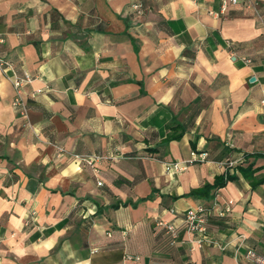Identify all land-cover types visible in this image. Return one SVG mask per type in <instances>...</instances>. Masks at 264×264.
<instances>
[{
  "label": "crops",
  "instance_id": "obj_1",
  "mask_svg": "<svg viewBox=\"0 0 264 264\" xmlns=\"http://www.w3.org/2000/svg\"><path fill=\"white\" fill-rule=\"evenodd\" d=\"M0 32L11 63L0 65V264H254L248 250L264 252V23L253 8L0 0ZM25 73L34 79L21 106L14 78ZM193 150L246 162L195 194L228 173L166 164ZM200 205L216 243L191 250L183 218ZM161 219L179 225L176 245Z\"/></svg>",
  "mask_w": 264,
  "mask_h": 264
},
{
  "label": "built area",
  "instance_id": "obj_2",
  "mask_svg": "<svg viewBox=\"0 0 264 264\" xmlns=\"http://www.w3.org/2000/svg\"><path fill=\"white\" fill-rule=\"evenodd\" d=\"M243 2L247 7L253 8L256 12V15L259 19L264 23V16L259 9V0H223V9L225 10L228 7L229 3L237 4ZM136 10L141 11L142 4L137 2L134 4ZM5 35L0 32V44L5 42ZM246 61H250L246 59ZM0 65L1 66H11L10 61L0 57ZM34 79V76L30 73H25L24 75H16L14 78V85L17 90L16 96L14 99V103L16 105L25 106V102L21 96V89L23 86L31 82ZM264 102V99H263ZM57 149L59 152H64L65 148L63 146L57 145ZM75 159L90 165H95L97 161L104 158L105 156L99 154H91V155H74ZM203 163V162H218L223 166L227 173L234 170L239 165H242L246 162V158L244 155L239 157L228 156L222 160H213L209 156V152L206 150H193L191 152V156L182 161L177 162H166V164L175 170L181 171L186 168L188 164L192 163ZM99 184H102L100 181ZM234 200L229 199L227 202V206L225 208L226 212L231 211ZM208 219H209V210L205 206H195L188 208L184 213L183 224L185 230L191 235L189 241L191 243V250L196 248H202L208 244L216 243L215 240L209 235L208 229ZM157 225L164 229L165 233L168 235L170 243L172 245H176L180 241V232L181 229L178 224L173 221L168 220H159ZM131 258V256H127ZM247 257L254 264H264V252L257 253L255 249H249L247 252Z\"/></svg>",
  "mask_w": 264,
  "mask_h": 264
},
{
  "label": "trees",
  "instance_id": "obj_3",
  "mask_svg": "<svg viewBox=\"0 0 264 264\" xmlns=\"http://www.w3.org/2000/svg\"><path fill=\"white\" fill-rule=\"evenodd\" d=\"M175 125L174 126H170V129L173 130L175 129ZM182 135V132L181 133H171L168 137V139L164 142V143H167L169 140L171 139H175V138H180ZM245 173L246 175L249 176V173H248V168H241ZM236 176L235 174H230L228 173L227 176H222L221 178H218L213 184H206L204 187L202 188H199V189H196L195 191H193L192 193H195V194H201V195H207L211 190L213 189H217L219 187H222L226 184V182L228 180H232V179H235Z\"/></svg>",
  "mask_w": 264,
  "mask_h": 264
}]
</instances>
